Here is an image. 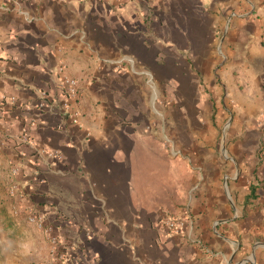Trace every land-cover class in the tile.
Here are the masks:
<instances>
[{"label":"crops","instance_id":"obj_1","mask_svg":"<svg viewBox=\"0 0 264 264\" xmlns=\"http://www.w3.org/2000/svg\"><path fill=\"white\" fill-rule=\"evenodd\" d=\"M0 129V264H264V0H0Z\"/></svg>","mask_w":264,"mask_h":264},{"label":"built area","instance_id":"obj_2","mask_svg":"<svg viewBox=\"0 0 264 264\" xmlns=\"http://www.w3.org/2000/svg\"><path fill=\"white\" fill-rule=\"evenodd\" d=\"M118 3H126L129 0H116ZM64 87L65 91L69 96H76L79 92V81L73 77H66L64 79ZM4 137L2 130L0 129V139ZM19 167L17 165L13 166L11 169V183L9 185V193L10 195H16L19 190V184L16 181V176L19 173ZM27 220L37 226L38 228L43 229L46 233H49L48 229L45 226V219L43 216L38 214L35 211L29 210L27 212ZM162 223L167 226L171 230H178L181 226L185 224V221L181 218L173 214L167 215L163 220ZM49 241H50V256L53 259L52 263L50 262H43L39 264H56L57 262H61L65 259V254L60 249V242L57 236H53L49 233Z\"/></svg>","mask_w":264,"mask_h":264},{"label":"rangeland","instance_id":"obj_3","mask_svg":"<svg viewBox=\"0 0 264 264\" xmlns=\"http://www.w3.org/2000/svg\"><path fill=\"white\" fill-rule=\"evenodd\" d=\"M201 1H203L204 3H208L210 0H201ZM217 113V108H215V110H214V115ZM217 133H218V135H217V137H218V143H220V140L222 139V136H223V131H224V128H223V126L222 125H220L219 127H217ZM230 214V213H229ZM165 218V217H164ZM163 218V219H164ZM162 219V220H163Z\"/></svg>","mask_w":264,"mask_h":264}]
</instances>
